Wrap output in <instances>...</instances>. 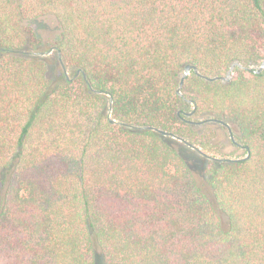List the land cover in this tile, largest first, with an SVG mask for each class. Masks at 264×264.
Segmentation results:
<instances>
[{
  "label": "trees",
  "instance_id": "1",
  "mask_svg": "<svg viewBox=\"0 0 264 264\" xmlns=\"http://www.w3.org/2000/svg\"><path fill=\"white\" fill-rule=\"evenodd\" d=\"M0 48V264H264V0H0Z\"/></svg>",
  "mask_w": 264,
  "mask_h": 264
},
{
  "label": "water",
  "instance_id": "2",
  "mask_svg": "<svg viewBox=\"0 0 264 264\" xmlns=\"http://www.w3.org/2000/svg\"><path fill=\"white\" fill-rule=\"evenodd\" d=\"M53 50H55V49H52L50 52H52ZM5 52H9V51H7V50H5L3 48H0V54H3ZM14 53L22 54V53H26V52H22V51L17 52L16 51ZM27 54H30V53H27ZM58 60H59L60 66L62 68V72H63L64 76L66 77L67 80H70V74L68 73V70L66 69V67H65V65L63 63L62 55H61V52L60 51H58ZM236 67L243 68L239 63L233 64L231 66L230 70L228 71L227 76L225 78H221V80H223V81H230L232 79V77H233V74H234V71H235V68ZM263 69H264V59H263L261 65L259 66V68H247L248 71L254 72L256 74H259ZM192 71L199 75V72H198L197 67L191 66V65H188V66L185 67L184 74H183V76L181 78V81H180V87H179V89L177 91V93H178L179 96H183L181 90H182V87L184 85V81H185L186 77L190 75V73ZM79 73H80V70L77 72V76L79 75ZM214 80H217V79H212L210 81H214ZM111 113H112V100L110 99V106H109V109H108V115H109V118H110V123L111 124H114V123H116V121H114L113 119H111V117H110L111 116ZM220 124L225 125V123L222 122V121L220 122ZM121 125L122 126H125V127H128V128H132L134 130H138V131L153 130V131H155V132H157V133H159L161 135L170 136V137H172V138H174L176 140H179L180 142H182L185 145H187V146L191 147L192 149L196 150L198 153H200L202 156H204V157H206L208 159H211V160H214V161H220L221 160V159L214 158V157H211V156L206 155L204 152H202V150L200 148L190 145L189 143H187L183 139L174 136L172 133H166L164 131H161V130H158V129H155V128H151V127H134V126L127 125V124H123V123H121ZM228 130H229V133H230V136H231L230 137L231 140L233 142H235L234 136H233L230 128Z\"/></svg>",
  "mask_w": 264,
  "mask_h": 264
},
{
  "label": "rangeland",
  "instance_id": "3",
  "mask_svg": "<svg viewBox=\"0 0 264 264\" xmlns=\"http://www.w3.org/2000/svg\"><path fill=\"white\" fill-rule=\"evenodd\" d=\"M47 24H48L49 28L39 29V32H41V34L44 37L45 43L52 42L53 39L55 38L53 36H56V30H55L56 24L52 21H48ZM45 46H46V44L44 45V47ZM55 57H56V52H53L48 57V58H50V62L52 63V66L50 69L51 74H54V72H55V66H53V62H55ZM217 144L220 147V149H222V152H224V155L227 158H230V159L242 158L246 154L245 150L243 148L237 147V146H232L231 143L229 142V138L225 136V133H223V131H219V138L217 140Z\"/></svg>",
  "mask_w": 264,
  "mask_h": 264
}]
</instances>
